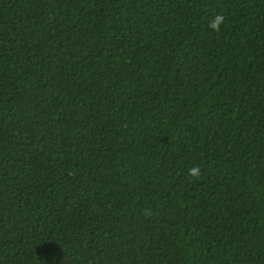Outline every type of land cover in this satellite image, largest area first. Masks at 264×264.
<instances>
[{
  "label": "trees",
  "instance_id": "obj_1",
  "mask_svg": "<svg viewBox=\"0 0 264 264\" xmlns=\"http://www.w3.org/2000/svg\"><path fill=\"white\" fill-rule=\"evenodd\" d=\"M0 264H264V0H0Z\"/></svg>",
  "mask_w": 264,
  "mask_h": 264
},
{
  "label": "clouds",
  "instance_id": "obj_2",
  "mask_svg": "<svg viewBox=\"0 0 264 264\" xmlns=\"http://www.w3.org/2000/svg\"><path fill=\"white\" fill-rule=\"evenodd\" d=\"M225 18L223 17V15H217L209 24V27L216 31L219 32L220 31V25L224 23ZM200 169L199 167H193L191 169H189V175L190 176H196L198 175Z\"/></svg>",
  "mask_w": 264,
  "mask_h": 264
}]
</instances>
